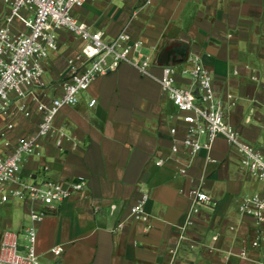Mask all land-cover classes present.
<instances>
[{
    "label": "crops",
    "instance_id": "crops-1",
    "mask_svg": "<svg viewBox=\"0 0 264 264\" xmlns=\"http://www.w3.org/2000/svg\"><path fill=\"white\" fill-rule=\"evenodd\" d=\"M146 1L92 0L74 14L107 39L127 26L153 57L173 49L166 64L174 65L181 86L197 87L191 74L181 71L191 66L189 57L198 55L225 102L227 121L260 144L262 129L254 117L264 107V0ZM4 6L0 2V9ZM58 33L59 48L46 62L45 99L60 93L61 78L83 61L82 40L66 28ZM152 69L161 73L158 65ZM20 103L13 98L8 113L0 114V144L2 132L15 141L38 128L36 103L29 98V116L19 110ZM179 113L155 78L127 62L99 75L76 104L59 111L55 126L73 139L58 146L57 136L45 137L39 153L24 157L21 176L84 177L88 187L49 206L38 223L37 250L43 263L55 259L51 249L61 244L58 264H260L264 248L251 245L260 226L239 206L244 195L263 190L264 181L239 166L224 135L215 141L214 162L205 152L190 157L182 145L174 154L170 129L177 126L181 137L185 127ZM160 158L164 163L157 165ZM182 166L186 174L179 172ZM203 178L210 199L186 226L192 204L188 191ZM145 192L150 194L148 222L131 215ZM121 221L124 226L118 228ZM29 223L24 201H0V247L6 231L22 234ZM244 247L245 258L240 255Z\"/></svg>",
    "mask_w": 264,
    "mask_h": 264
},
{
    "label": "built area",
    "instance_id": "built-area-1",
    "mask_svg": "<svg viewBox=\"0 0 264 264\" xmlns=\"http://www.w3.org/2000/svg\"><path fill=\"white\" fill-rule=\"evenodd\" d=\"M89 1L92 0H0L5 5V9H0V114L8 113L13 98L21 101L19 110L26 116L32 113L29 98L41 113L38 128L33 134L13 141L6 132L1 133L0 201H24L28 205L30 223L22 233L23 243L19 241L20 234L4 233L0 264H58L57 258L64 252L61 244L51 249L55 259L46 263L40 259L37 250L38 223L48 214L49 206L83 192L88 182L84 177L72 181L47 177L41 180L24 179L21 176L23 159L26 155L39 153L42 140L49 135L57 136L58 146H62L65 139L72 140L67 130L55 126L57 114L64 106L76 104L80 93L99 75L116 69L124 62L135 66L143 75L155 78L180 112L179 118L185 124L183 136L178 135L177 126L170 129L174 154L180 151L182 145L190 157L205 152L207 160L214 162L216 159L212 151L215 141L224 135L238 155L239 166L254 179L264 181V107L255 112L254 120L262 129V141L256 144L243 137L238 128L227 121L225 102L216 91L212 73L198 55L189 57L191 66L181 71L182 74L190 73L197 87L181 86L177 83L178 72L174 65L160 64L156 57L145 53L142 42L133 39L127 26L117 36L107 39L101 30L92 29L75 16L74 10ZM149 2L151 0L146 1ZM61 28H66L82 40L80 57L83 61L61 78L60 93L45 99L44 90L48 87L46 62L50 52L59 48L58 30ZM154 65L160 66V74L153 71ZM253 78L256 76L253 75ZM95 102L92 99L90 104ZM8 126L12 128L14 124L9 123ZM163 163L162 158L156 160L157 165ZM179 172L186 174L188 169L182 166ZM203 180H195L196 183L188 191L192 204L186 226L194 223L210 199ZM149 197V192L143 193L139 202L131 207V215L148 222L150 214L146 203ZM239 209L242 214L256 218L260 227L251 239V245L264 248V189L244 195ZM124 223L119 222L118 228H122ZM240 255L248 257L245 247ZM258 262L264 264V255Z\"/></svg>",
    "mask_w": 264,
    "mask_h": 264
},
{
    "label": "water",
    "instance_id": "water-1",
    "mask_svg": "<svg viewBox=\"0 0 264 264\" xmlns=\"http://www.w3.org/2000/svg\"><path fill=\"white\" fill-rule=\"evenodd\" d=\"M172 52H174V50L170 48L165 49L163 52H161L157 58L158 63L160 64L169 63V56Z\"/></svg>",
    "mask_w": 264,
    "mask_h": 264
},
{
    "label": "rangeland",
    "instance_id": "rangeland-1",
    "mask_svg": "<svg viewBox=\"0 0 264 264\" xmlns=\"http://www.w3.org/2000/svg\"><path fill=\"white\" fill-rule=\"evenodd\" d=\"M19 236H20V238H19L20 243L25 242L24 235L23 234H20Z\"/></svg>",
    "mask_w": 264,
    "mask_h": 264
}]
</instances>
